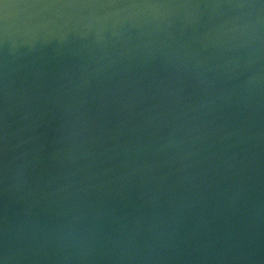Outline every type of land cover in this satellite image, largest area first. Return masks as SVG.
<instances>
[{"label":"water","instance_id":"water-1","mask_svg":"<svg viewBox=\"0 0 264 264\" xmlns=\"http://www.w3.org/2000/svg\"><path fill=\"white\" fill-rule=\"evenodd\" d=\"M0 264H264V0H0Z\"/></svg>","mask_w":264,"mask_h":264}]
</instances>
